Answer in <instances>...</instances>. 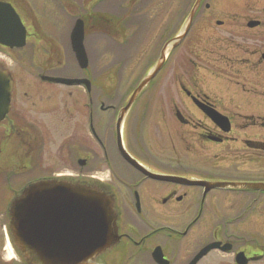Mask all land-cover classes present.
Here are the masks:
<instances>
[{"label": "flooded vegetation", "instance_id": "1", "mask_svg": "<svg viewBox=\"0 0 264 264\" xmlns=\"http://www.w3.org/2000/svg\"><path fill=\"white\" fill-rule=\"evenodd\" d=\"M15 1L30 0H0L26 26ZM195 2L88 0L76 13L84 26L85 69L68 36L81 73L49 75L47 68L35 70L30 57L24 88L10 72L11 107L0 121V264H27L15 241L11 207L25 187L49 178L97 183L116 196L120 238L91 264H264V0H235L224 19L215 16L224 13L216 8L219 0H201L183 40L168 50L124 115L120 137L121 111L138 85L122 95L111 88L98 95L87 70L97 55H110L115 63L106 80L135 75L140 83ZM212 22L233 33L232 40L208 35ZM14 49L0 44V55L17 62ZM117 65L122 73L114 72ZM0 69H7L1 60ZM46 76L85 78L90 88ZM147 93L171 102L168 109L156 106V114L164 113V133H157L169 139L167 165L149 158L138 143L137 129L153 109L142 103ZM106 128L108 134L98 130ZM119 140L148 171L178 179L146 175L121 153Z\"/></svg>", "mask_w": 264, "mask_h": 264}, {"label": "water", "instance_id": "2", "mask_svg": "<svg viewBox=\"0 0 264 264\" xmlns=\"http://www.w3.org/2000/svg\"><path fill=\"white\" fill-rule=\"evenodd\" d=\"M201 0H196L182 31L163 50V56L131 95L118 120L121 122L140 92L163 66L168 50L179 45L190 28ZM84 26L75 23L71 33L73 51L82 68L87 67L88 57L83 44ZM26 27L11 4L0 2V43L9 47H22L26 43ZM50 78V77H49ZM67 83L88 80L59 79ZM13 80L8 71L0 70V121L10 109ZM121 153L146 175L163 180L168 177L146 170L132 159L121 140ZM114 193L97 183L61 178H49L29 184L14 199L11 207L15 241L27 264H91L92 260L115 244L120 238V214ZM208 248L197 257L199 259Z\"/></svg>", "mask_w": 264, "mask_h": 264}, {"label": "rangeland", "instance_id": "3", "mask_svg": "<svg viewBox=\"0 0 264 264\" xmlns=\"http://www.w3.org/2000/svg\"><path fill=\"white\" fill-rule=\"evenodd\" d=\"M84 3L88 4V0L15 1L16 6L21 11V16L25 21L29 32L32 33V39L29 43H25L23 47L15 48L13 50L12 55L17 58V62L3 54L0 55V60L1 65L9 70L15 80H19L24 88H26V82L29 81L27 79L29 77L27 58L30 57L36 58V64L33 65L35 70L42 69L43 72V68H47L49 70V75L58 72L69 74H79L82 72L77 64L75 68V63L70 53L68 36L76 22V13H79V8L84 7ZM234 3L235 0H219V7L216 8L219 9L220 12L223 10L224 13L215 15L216 18H226L228 14L232 13ZM89 6L91 7V3ZM214 24L215 22H212L213 28L207 30L208 35L214 36V40H217L220 37H225V40H232L231 35H233V33L228 32L225 28H216ZM195 34L200 35V33ZM102 41L104 40L102 39ZM40 61L41 63L47 62V66L43 67V63H38ZM111 63H115V58L113 56L111 57L110 55L106 56L102 54L101 57H98L97 55V58H93L92 64L87 68L88 72L91 73L94 82L93 87L97 90L98 95L105 94V90L110 88L114 90L119 89V95H122L125 94L126 90L138 85L139 81L136 83L134 80L135 75H132L128 81L120 80L121 78L119 75L115 76L111 81L108 79L106 80L107 73L113 72V70L110 69L112 66ZM116 68L114 71L115 73L123 72L119 65H117ZM196 72H199L198 74H200L203 71L199 69ZM158 96L163 98L165 97V94L160 93ZM143 99V105L153 106V109L150 110L151 112L143 127L137 129L139 146L144 148V151L148 154L149 158L154 157V161H162L167 165L170 163L171 158L169 139L167 136L163 137V134L159 135L157 133L160 132V130L164 133V128L161 123H159L161 117L164 116V113L161 112L156 114V109H158L156 106L159 105L161 106V109L163 107L168 109L170 108L171 102L169 97L160 100L157 96H150L149 93H147ZM178 103H180V100ZM142 129H144V135ZM98 130L101 133H109V129L107 128ZM149 131L152 135L148 133ZM86 132L88 133V129ZM56 134H54V136H56Z\"/></svg>", "mask_w": 264, "mask_h": 264}]
</instances>
